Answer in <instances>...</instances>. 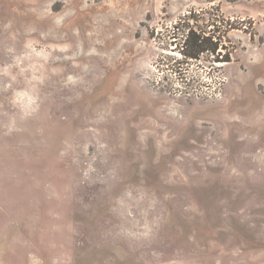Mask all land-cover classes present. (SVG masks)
<instances>
[{"label": "rangeland", "instance_id": "obj_1", "mask_svg": "<svg viewBox=\"0 0 264 264\" xmlns=\"http://www.w3.org/2000/svg\"><path fill=\"white\" fill-rule=\"evenodd\" d=\"M0 264H264V0H0Z\"/></svg>", "mask_w": 264, "mask_h": 264}, {"label": "trees", "instance_id": "obj_2", "mask_svg": "<svg viewBox=\"0 0 264 264\" xmlns=\"http://www.w3.org/2000/svg\"><path fill=\"white\" fill-rule=\"evenodd\" d=\"M210 39V38H209ZM208 38L202 36L201 34H197L192 28L188 31L185 43H187V46L191 48V50L186 51L183 50V53L185 54L186 58H196L198 59L201 52H203L206 48L204 45V42H207ZM184 46V45H183ZM219 46L218 42H215V45L213 46V51L216 50V48Z\"/></svg>", "mask_w": 264, "mask_h": 264}]
</instances>
